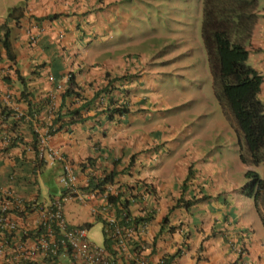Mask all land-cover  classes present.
<instances>
[{
    "label": "crops",
    "instance_id": "0c3cea01",
    "mask_svg": "<svg viewBox=\"0 0 264 264\" xmlns=\"http://www.w3.org/2000/svg\"><path fill=\"white\" fill-rule=\"evenodd\" d=\"M24 1L25 14L20 18L19 25L16 24L9 33L13 50L16 53L15 60L12 61L7 58L5 49L0 44V88L18 94L21 86L15 81L17 77L14 70L16 69L22 74H28L31 71V66H35V63L40 62H45V66L54 75H59L71 65H77L78 67L80 65L83 68L77 74V79L82 84L94 77L99 79L94 70L97 66L93 65L97 57L92 56L90 53V50L96 47L94 36L95 33H101L99 42H105V45H108L110 39L108 32L113 35L117 32L118 25H121L119 19L125 13L120 8L122 0ZM259 12L261 18L257 16L252 34L246 41V46L249 49L247 61L264 75V9ZM49 13L60 14L52 19L44 18L38 29L39 34L36 43H29L27 34L30 30L34 31L36 29L29 22V15L45 16ZM2 18L0 17L1 20ZM13 23L9 22V25L12 26ZM112 64L115 63L112 62ZM7 72H10L9 81L3 79ZM36 75L37 79L34 82H37L39 86L35 97H38L40 93L48 96L52 86L48 85L49 82L45 80L44 76L38 73ZM98 79L93 80V82H99ZM148 85L142 77L137 81V86H130L129 90L123 92L122 84L113 82L111 98L117 101L126 100L131 107L136 106L137 104L131 103L133 96L138 93L136 90L141 87H148ZM48 86L50 87L49 90L47 89ZM84 89L86 95L92 94L93 90L91 88L85 86ZM258 96L264 104V76ZM12 99H14L13 96L10 97V100L14 101ZM6 102L9 103L7 100ZM16 103L20 108L25 107L24 103L20 101ZM137 109H140V107H137ZM13 110L15 111V109ZM94 112L95 110L91 109L87 111V114H93ZM45 113V118L48 120V115L52 114V109H46ZM135 113L136 111L132 107L130 111L128 110L119 118L107 119L106 113L102 112L96 117L57 131L49 142L61 149L74 161L88 155L95 157L101 165H109V169L117 171L116 178L119 179L150 175L152 180L151 191L147 202L156 208L158 207V210H160V206H163L162 212L168 209L173 218L178 214L177 209H183V207L171 209V203H173V199L175 200L181 195L179 185L181 182H185L184 179L188 174L189 165H191V173L193 172L201 186V194H207V197L195 202L190 207V214H187V212L184 214L186 223L189 225L190 244L189 249L179 257L176 264H231L237 253L234 252L235 249L229 246L227 239H232L237 244H244V250L241 253V264H264V236L257 229L251 216L247 217L245 215L244 205L240 202V186L242 184L238 180L239 176L235 179V176H229L226 170L221 173V163L218 165L217 159L201 158V160H198L194 157L179 160L174 166L173 173L169 175L160 173L162 171L160 160L158 161L159 164L156 165L157 161H152L150 158V156L155 155L152 152L154 151L152 144L155 141L151 137L153 131H140L139 128L136 130L129 126L131 121L135 119ZM5 125L3 123L0 126V136L3 131L2 127ZM36 125L39 127V124L36 123ZM133 126L136 127V125ZM164 126H167V124H161L155 128ZM147 135L150 144H146L147 140L145 138H147ZM149 145L151 150H148L147 153L137 154L128 167L126 166L129 155L133 152H139ZM18 152L17 148L12 151L11 155H3L0 152V192L10 191L13 198L31 197L38 192L37 189L42 181L41 176L37 178L33 175L30 176L29 165L26 162L33 160L32 150L27 152L26 157L20 158L26 161L24 171H21L23 166H20L13 157L14 153ZM185 159L187 161H184ZM22 160L20 161L23 162ZM244 165L245 168H254L260 177L264 179V161L256 165ZM123 167H125V170L120 173L119 170ZM87 169L78 171L80 178L85 177ZM25 171L29 173L30 177L27 176L24 179L21 174L26 175L23 173ZM31 179H38L39 182L34 184ZM195 184L196 182L192 178L189 188L193 189ZM233 187L238 188L234 192L228 193L234 189ZM191 189H185V197L189 196L188 193L192 191ZM254 209L257 211L255 206ZM71 211L72 217L77 220L82 218V215H86L87 207H77L71 209ZM37 216L35 210L23 213L22 218L18 219L22 224V229L31 223L34 224ZM204 237H206V240ZM200 242L205 243L206 250L202 251L203 254L199 256L197 248ZM2 262L3 257L0 256V264Z\"/></svg>",
    "mask_w": 264,
    "mask_h": 264
},
{
    "label": "rangeland",
    "instance_id": "374dc122",
    "mask_svg": "<svg viewBox=\"0 0 264 264\" xmlns=\"http://www.w3.org/2000/svg\"><path fill=\"white\" fill-rule=\"evenodd\" d=\"M17 1L0 0V17L6 15L10 6L18 4ZM202 4L203 0H122L120 8L125 13L119 19L121 25L117 32L124 54L121 59H102L120 61L124 70L130 71L140 64L149 73V94L141 99L144 89L136 90L138 93L131 103L139 104L140 110L129 126L153 131L151 137L159 143L160 173H173L176 163L184 158H214L218 165L221 163V173L226 170L235 179L239 176L243 184L245 165L240 158L241 141L212 89L201 37ZM263 9L264 0H258L259 18V11ZM117 45L112 40L108 42L109 48ZM128 86L137 84L130 78ZM161 124L167 126L155 128ZM145 140L148 144V135ZM187 176L193 178L190 174ZM50 182L58 184L56 178ZM184 184L186 188L187 181ZM40 188L43 193L47 192L43 181ZM240 202L245 215L251 216L264 236V224L254 209L253 198L241 193ZM87 236L101 245L104 237L99 220H93Z\"/></svg>",
    "mask_w": 264,
    "mask_h": 264
},
{
    "label": "trees",
    "instance_id": "16d2710c",
    "mask_svg": "<svg viewBox=\"0 0 264 264\" xmlns=\"http://www.w3.org/2000/svg\"><path fill=\"white\" fill-rule=\"evenodd\" d=\"M24 4L25 2L20 1L18 4L10 6L6 15L0 20V44L4 47L7 58L12 61L15 60L16 53L13 50L9 35L13 26H10L9 22H16L19 25L18 20L24 14ZM257 10L258 0H203L201 23V37L207 54L213 92L226 115L235 122L237 133L243 137V143L240 144L241 161L250 164H257L264 160V104L258 96L263 75L247 63L248 49L245 44L256 22ZM58 15L59 13H49L34 18L32 16L31 20L41 24L44 18L52 19ZM45 67V62L35 63V66H31V71L28 74L19 73L15 69V74L22 81V86L20 93L10 92V96H13L14 99L12 100L14 101H19L21 97H24L28 104L26 110H23L25 112L16 116L15 111L0 100V126L3 123L6 124L2 127L3 131L0 136V152L3 155H11L12 151L17 148L19 152L14 153L13 157L20 166H23L21 171H24L27 163L30 176L40 175V179L47 186L45 190L47 192L43 193L39 187L37 194L43 195L47 201H51L63 195L60 193L62 192L60 186L63 183L62 177L65 176V169L62 161L60 162L63 164L59 165L56 163L59 162L57 159L45 160L38 152L39 133L36 126L38 129L47 126L48 120L45 118V111L50 98L42 93L35 97L39 84L34 81L37 79L35 69L41 72ZM6 76H10V72H7ZM41 76L46 78V72L42 73ZM3 79L7 80L6 77ZM72 92L71 86H68L61 93L60 103L53 109V118L46 133L51 134V137L54 132L69 128L70 124L84 121L88 116L83 115L82 108L92 106V104L96 105L98 102L99 93L95 92L93 96L80 95L81 103L75 107L70 106V102L68 103L66 100V95H70ZM29 95L33 96L32 100L28 99ZM112 102L113 98H108L107 105H112L106 109H96L95 115L105 112L107 119H114L116 113L124 114L127 112V104L123 101L118 105H114ZM35 123L39 124V127ZM30 150L33 154L32 161L26 162L20 159L26 157ZM146 152H148L147 149H145ZM62 155L68 157L64 152ZM88 157L91 158L89 163L95 162V159L92 160L93 156L89 155ZM133 157H129L131 162ZM17 168L20 169L18 166ZM23 173L26 174H21L24 179L27 176L30 177L27 171ZM190 173L191 171H189ZM114 174H117V171L113 169L103 178L92 175L90 185L94 184L93 187L103 190L104 183L112 180ZM245 176L247 180L243 185V192L254 198L255 206L264 224V179L253 169H246ZM53 178H56L58 184H50ZM31 181H34V184L39 182L38 179H31ZM181 184L183 192L185 184L184 182ZM40 195L37 199L38 202L43 201ZM0 197H2L1 194ZM201 198L204 197L201 196ZM191 202L192 200L185 201L186 204ZM28 204L25 201L27 208H22L24 211L30 210ZM12 209L16 213L23 211L20 210V207H13ZM64 209H66L65 204ZM72 211L70 209L67 214L70 215ZM121 211L128 212V205H124ZM85 224L87 227L91 225L90 223ZM103 233L106 234L104 230ZM104 243H106V247L112 250L108 237L104 238Z\"/></svg>",
    "mask_w": 264,
    "mask_h": 264
},
{
    "label": "clouds",
    "instance_id": "9594fccd",
    "mask_svg": "<svg viewBox=\"0 0 264 264\" xmlns=\"http://www.w3.org/2000/svg\"><path fill=\"white\" fill-rule=\"evenodd\" d=\"M21 2H25V1L21 0ZM24 6H25V4H24ZM26 11H28V10H26ZM24 14H25V12H24ZM32 16L34 18L35 14H33V15L30 14L28 17V20L30 23H32L33 27H36V29H34V31L30 30L28 32L27 40L29 43L34 44V43H36L37 38H38L37 36L39 34L38 29L40 28V24L35 23L36 21H32L31 20ZM39 16H41V15H38L36 17H39ZM19 21H20V19L18 20V23H19ZM15 25H16V22H14L12 26L14 27ZM252 30H253V28L251 29L250 36L252 34ZM101 35H102L101 33H95L94 38H96V39H95L94 43H95L96 47H93L90 50L91 55L94 57H97L96 61L94 62L93 65L97 66L94 68V70L96 71L99 79L94 77V78H92V80L86 81L83 84L80 83L77 79V74L80 73V71H82L81 68H83V67H80V65H79V67L77 65H75V66L71 65L67 70L60 73L59 75H54L52 73V71L48 69L47 66L41 72H38V70L35 69L36 73H38V74H42V73L46 72L47 76H46L45 80H47L49 82L48 85L52 86L51 92L48 95L50 98L49 105L46 108V109H52V114L48 115V122L47 123L50 124L51 119L53 118V109H55L58 106V104L60 103L61 98H62L61 93L68 86H71V90L73 92L70 95H66V100L68 103L70 102V104H71L70 106H74V107L81 103L80 95H82V96L86 95L85 89H84L85 86H87L93 90L92 94L89 96H93V94L95 92L99 93V95L97 96L98 102H96V105L92 104V106L89 105V106L82 108L83 115L86 117L88 116L85 119V120H87L89 118L97 116V115H95V112L93 114H87V111H89L91 109H94L95 111H96V109L97 110L106 109V108H108V106L112 105V104L107 105V100H108V98H111V93L113 92V82H115V83L120 82L122 84V87H123V92L129 90L130 86H128V81L130 78L133 79L134 84H137V81L140 80L142 77L147 82V78H148L149 73L147 71H145L143 69V66H141L140 64L138 65L137 68L130 71V70H124V65L120 61H113V60H109V59L104 61L102 59V58H106V57L121 59L123 54H124V51H123V46L121 45V40H120L118 32H116L114 35L108 32V35L110 38L109 41L112 40L113 42L118 44L115 48H109L108 45H105V42H103V43L99 42L100 41L99 37H101ZM250 36H249V38H250ZM116 37L118 38L117 40H116ZM245 44H246V42H245ZM106 47H108V48H106ZM246 48H247V46H246ZM118 49H120V50H118ZM248 54H249V49H248ZM247 60H248V57H247ZM112 62H114L115 64H112ZM247 63H248V61H247ZM208 66H209V64H208ZM250 66H252V65H250ZM136 70H137V72H136ZM14 74H15V70H14ZM16 77H17V75H16ZM6 78H7V81H9L10 76H7ZM97 79L99 82H97V83L93 82V80H97ZM15 81H16V83H19L20 86H22L21 80H19L17 78ZM149 85H148V87H149ZM148 87H143L144 91L142 93L143 95L141 96L142 99H145L147 94H149V88ZM47 89L49 90L50 87L48 86ZM19 93H20V90H19ZM86 96H88V95H86ZM10 97H11L10 92L7 89L0 88V100L5 102L6 104H8L12 109H15V115L18 112H24V111L19 110V109H26L28 101L24 97H21V100H19V101L24 103L25 107L20 108V106L17 105L18 103H16L17 101H11ZM5 99L7 101H9V103L6 102ZM28 99L32 100L33 96L29 95ZM122 101L125 104H127L126 107H128L129 111L132 109V107H133L134 111L140 110V109H137V107H140L139 104H137V105L135 104L136 106L131 107L129 102H127L126 100H122ZM122 101H117V100L113 99L112 103H114V105H118ZM221 109L223 110L226 118L232 123V126L234 127L239 140L241 141V143H243V137L237 133L235 122L232 121L231 119H229V117L226 115V113L222 107H221ZM128 110H127V112H128ZM115 115H116L115 117L119 118L123 114L116 113ZM80 122H82V121H80ZM76 123H78V122H76ZM73 124H75V123H73ZM73 124H70L69 127ZM54 133H56V132H54ZM152 146H153L152 149L154 150L152 152L155 153V156H150V158L152 159V161L156 160L157 161L156 165H158L159 159L157 157V154H160L159 143L155 142V144L153 143ZM55 147L58 148L57 146H55ZM145 149L150 150L151 149L150 145L147 146L146 148H142L139 152H133L131 155L128 156V158L130 156L135 157L137 154L139 155V154H141V152H145ZM59 150L61 151V153L63 152L61 149H59ZM88 156H85L78 161H74L70 157H65V159L71 165L73 172L78 177V183H79L78 186L83 191V194H84V200L74 199L71 203L66 205V209H64V214H65L66 219L71 223H75L77 225H80V226L86 228V231L91 225L89 227H87V225L85 223L92 224L94 219L99 220L101 222V230H102L103 237L109 238V243L111 244L112 250H110L108 247H106V243H104V238H103V242L99 246H103L106 250L110 251L111 256L114 260V264H123L126 261H127V264H135V263H133V262L129 263L128 258L126 260V258L123 256L124 253H121L119 255L114 253L115 250L113 248V244H115V239H114L113 233H117V234L123 236L126 239V246L128 247V249L133 250L139 256L146 258L148 264H158V263H160V264H176V261L179 259V257L184 255L185 252L189 249V244H190V242H189L190 230L188 228L189 225L186 223L184 214H185V212H187V214L188 213L190 214V209H191L190 207L195 202H197L198 200H201V199H204L205 197H207V194H204V193L201 194V192H202L201 186L198 183V180L195 178V175H193V172L190 173V175L191 176L193 175V178H194L196 184H195L193 189L189 188V185L192 182V179H189L187 175H189V171L192 170L191 165H189V171H188V174L186 175L184 180L187 181V183H188V186L185 189L186 190L191 189L192 191H189V193H188L189 196L185 197L184 196L185 190L182 192V184L179 185V188L181 191V195H180L181 198H179L180 196H178L175 200L173 199V203H171V209L172 208H180V207H183V209H177L178 214H176L175 218H173L171 213H169L170 211L168 209H166L165 211L162 212L163 206H160V210H158L157 209L158 207L156 208L147 202L148 201L147 200L148 195L150 194V191H151V181L152 180H151L150 175H146L143 177H133V178L131 177L130 179H119V178H116L117 174H114V177L112 180H108L104 183L103 190H101L98 187H93V186H95L94 184L90 185V178L92 177V175L95 177H101V176L104 177L106 174H108L113 169H109L110 168L109 165L108 166L101 165L96 160L95 157L92 158V160L95 159V162L89 163V161H91V158L89 159ZM262 161H264V160H262ZM262 161H260V162H262ZM56 163H58L59 165L63 164L60 161L56 162ZM129 163H131L130 159L126 165L127 167L129 165ZM242 163L246 164L247 166L248 165H256V164H250V163H244V162H242ZM85 168H88L86 171V175L84 178H80L78 171L84 170ZM99 169H100V171L98 172ZM246 169L255 170L254 168H251V167H247V168H245V170ZM124 170H125V167H123L119 171H120V173H122V172H124ZM35 175H36L35 176L36 178L40 176L38 174H35ZM244 175H245V171H244ZM133 180L139 182L140 184H142L146 188V189H141V190L146 191V194L142 200H139V201L137 200V201L131 202L126 197L122 198L121 195H113L109 192L107 193V195L105 197L97 196L100 199V201L103 202V206L107 207L106 211L108 212V214L110 216L114 217V219H115L114 225H116V227L118 228L115 231H112V232L109 231L108 232L107 230H105V228L102 224L104 219L100 218V216H98V215L94 216L93 214L90 213L91 211L89 210V207H90L89 202L91 201V199L86 198V200H85V197H88V193L92 192L96 188H98V190L100 192L105 191L107 189L106 185L109 182H112V184L117 186L116 188H118L120 186L119 184L124 185L125 183H129ZM246 180H247V178L245 176V181L240 186V192L241 193H244L242 188H243V185L245 184ZM233 188L234 189L229 191L228 193L234 192L238 187L237 188L233 187ZM60 189H62V192H60V193L64 194L67 190V187L65 186L64 183H62L60 186ZM127 195L128 196H136V194H132V195L127 194ZM12 196H13V194H12ZM38 196H39V194H34L31 197H20V200L23 202V204L21 205L23 207L19 206L20 210H23L22 208L26 209L25 201L26 202L37 201ZM201 196H203L204 198H201ZM41 197H42L43 201L47 202V198H45V196L41 195ZM248 197L253 198L252 196H248ZM186 200H189V201L192 200V202L186 204L185 203ZM253 203H254V198H253ZM124 205H128L129 211L126 213L121 211ZM254 206H255V203H254ZM77 207L78 208L87 207V212H86L85 216L82 215V218H78L76 220L75 218L72 217L71 214L70 215H69V213L67 214V212L70 209H76ZM255 208H256V206H255ZM256 210H257V208H256ZM26 211H29V210H25V211L23 210L22 212H20V215H23V213H25ZM257 213L259 214L258 211H257ZM37 215H38V212H37ZM182 215H184V218H182ZM259 216H260V214H259ZM20 227H22V224H20L18 226L19 229H20ZM161 227H162V229H161ZM103 230L106 232V234L103 233ZM204 239L206 240V237H204ZM227 240H228L227 242H228L229 246H231L233 249H235L234 252L237 253L236 256L232 259L231 264H233V263L241 264L240 263V262H242L241 253L244 250V244H237V242L235 243V241L232 239L231 240L227 239ZM197 249L199 250L198 255L199 256L202 255L203 254L202 251L206 250L205 249V243L200 242Z\"/></svg>",
    "mask_w": 264,
    "mask_h": 264
},
{
    "label": "built area",
    "instance_id": "2783aa9c",
    "mask_svg": "<svg viewBox=\"0 0 264 264\" xmlns=\"http://www.w3.org/2000/svg\"><path fill=\"white\" fill-rule=\"evenodd\" d=\"M21 112L16 113L19 116ZM47 126L36 129L39 133V155L45 160L57 159L64 163L65 176L62 181L67 187L66 192L51 201H28V208L38 212L34 224L27 227L18 226V220L22 215L16 213L12 208L23 207L19 197L12 196L10 191H1L0 194V256L3 257L2 264H114L109 250L99 246L87 237L86 228L69 222L64 214L65 207L74 199L84 200L83 191L79 188L78 177L73 172L69 162L61 151L49 142L51 134L47 133ZM35 126V125H34ZM101 178H103L101 176ZM130 183V184H129ZM120 186L109 182L106 190L100 192L98 188L88 193L91 199L89 210L94 216H100L105 230L112 232L118 228L114 225V217L106 211L107 207L97 196L105 197L107 193L121 195L131 202L142 200L146 189L142 184L133 180ZM127 194H136L128 196ZM64 203V204H63ZM27 208V206H25ZM115 244L113 248L117 255L124 253L129 263L148 264L147 259L139 256L135 251L128 249L126 239L113 233ZM123 264H127V261ZM160 264V263H158Z\"/></svg>",
    "mask_w": 264,
    "mask_h": 264
}]
</instances>
